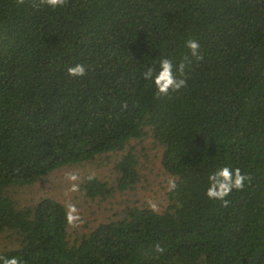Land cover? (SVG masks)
<instances>
[{"label": "trees", "instance_id": "1", "mask_svg": "<svg viewBox=\"0 0 264 264\" xmlns=\"http://www.w3.org/2000/svg\"><path fill=\"white\" fill-rule=\"evenodd\" d=\"M0 0V255L26 264H264V0ZM197 40L202 59L185 44ZM187 57V86L157 97L141 74ZM82 62L80 79L67 67ZM127 102L128 109L121 110ZM150 131L177 181L167 207H129L70 240L67 210L45 197L18 207L21 187L66 165L122 154L106 200L139 180L132 139ZM222 166L252 177L226 198L206 196ZM160 243L162 254L154 252Z\"/></svg>", "mask_w": 264, "mask_h": 264}, {"label": "rangeland", "instance_id": "2", "mask_svg": "<svg viewBox=\"0 0 264 264\" xmlns=\"http://www.w3.org/2000/svg\"><path fill=\"white\" fill-rule=\"evenodd\" d=\"M133 147L138 158L139 180L132 189L116 191L106 200L90 199L85 196L81 184L86 177H96L112 184L114 174L113 161L122 152L101 155L92 160L62 166L41 176L32 184L21 187H10L8 192L16 200L18 207L28 206L41 198L49 197L64 205L68 212L69 205H75L80 219L68 225L70 240L87 233L98 223L119 218L129 207H150L154 211H163L170 198L168 180L174 178L161 165L162 147L155 141L150 131L140 139H132L126 148ZM77 173V181H69L67 174ZM73 184L76 185L73 190ZM153 210V209H152ZM15 239L7 232L0 233V251L16 247Z\"/></svg>", "mask_w": 264, "mask_h": 264}, {"label": "clouds", "instance_id": "3", "mask_svg": "<svg viewBox=\"0 0 264 264\" xmlns=\"http://www.w3.org/2000/svg\"><path fill=\"white\" fill-rule=\"evenodd\" d=\"M26 0H16L17 5L23 6ZM69 0H38L35 7H47L50 9H59L66 7ZM189 50L190 55L196 60L202 59L200 54V44L197 40H188L185 44ZM187 57L184 61H181L178 65L165 57L159 60L157 66L147 67L141 74L144 81L150 82L154 89L156 96L167 97L170 93H175L187 86V78L185 76V68L187 64ZM67 75L73 79H80L87 75L88 68L82 63H74L67 67ZM121 110L126 111L128 109V103L122 102ZM92 177L90 176L89 179ZM69 181H77L79 175L77 173L67 174ZM252 177L247 173H242L239 168H231L229 166H222L215 171L211 172L208 176V187L206 189V196L210 200H218L222 203L223 207H227L229 200L226 199L233 190L242 191L246 185H250ZM167 187L169 191H174L177 188V181L175 178L168 180ZM76 185L73 184V190ZM150 207L155 210L156 205L150 204ZM80 219L77 215V209L75 205H69L67 213V222L69 224H75ZM154 252L156 254H162L165 249L160 243L154 245ZM0 264H26V261L19 256L7 257L0 255Z\"/></svg>", "mask_w": 264, "mask_h": 264}]
</instances>
